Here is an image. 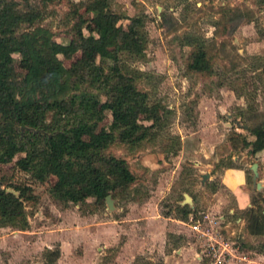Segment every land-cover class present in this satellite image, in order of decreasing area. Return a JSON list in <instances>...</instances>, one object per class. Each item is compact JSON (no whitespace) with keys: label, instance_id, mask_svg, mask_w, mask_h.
Returning a JSON list of instances; mask_svg holds the SVG:
<instances>
[{"label":"rangeland","instance_id":"rangeland-1","mask_svg":"<svg viewBox=\"0 0 264 264\" xmlns=\"http://www.w3.org/2000/svg\"><path fill=\"white\" fill-rule=\"evenodd\" d=\"M85 1L42 5L30 0L42 15L20 24V30L39 27L66 42L76 29L73 10ZM105 2L119 14L117 23L134 16L141 20L143 54L118 51L116 63L126 74L141 72L133 83L159 114L138 141L118 139L108 110L93 125L96 137L112 134L104 153L124 158L135 179L111 196L113 208L108 209L104 200L91 196L75 203L55 197L49 191L52 176L39 181L15 166L22 152L0 161V186L15 194L26 186L23 223L0 218V264H264V188L254 189V181L264 182V151L251 154L244 142L254 138L252 127L264 123V0ZM11 3L14 10L22 8L18 0ZM77 10L89 16L83 7ZM82 30L87 33L84 24ZM198 45L205 51L207 71L187 67ZM58 56L66 66L79 57L98 61L86 49ZM110 64V59L102 63L104 72ZM88 88L103 92L98 85ZM71 93L67 89L56 98ZM104 98L101 93L99 100ZM252 162L257 163L254 180ZM226 167L243 170L250 206L233 209V195L220 182ZM203 172L208 176L201 183ZM183 193L190 204L180 203ZM178 205L190 211L183 216ZM254 219L259 233H252Z\"/></svg>","mask_w":264,"mask_h":264},{"label":"trees","instance_id":"trees-1","mask_svg":"<svg viewBox=\"0 0 264 264\" xmlns=\"http://www.w3.org/2000/svg\"><path fill=\"white\" fill-rule=\"evenodd\" d=\"M11 1L0 0V161L22 152L14 160L15 166L39 181L52 176L49 191L64 201L75 203L91 196L102 202L107 194L114 197L132 184L135 175L124 158L104 153L113 136L110 132L94 136L93 125L108 110L113 118L110 128L117 129L118 139L138 141L159 118L156 107L146 103L145 92L133 83L137 71L131 69L132 73L126 74L116 63L118 51L131 56L143 54L140 18L130 17L122 25L117 23L119 14L108 8L105 0L78 2L73 10L77 16L74 34L61 42L39 27L20 30V24H31L42 15L40 7H33L30 0H18L22 8L14 10ZM37 1L44 5L53 0ZM78 6L89 16L77 12ZM81 49L93 52L98 61L79 57L66 66L58 56L69 58ZM107 59L112 64L109 72H104L102 63ZM207 62L204 49L198 45L187 67L207 71ZM81 81L86 84L81 86ZM93 85L103 92L86 89ZM67 89L72 91L68 97L56 98ZM35 91L42 96H31ZM101 93L103 101L99 100ZM47 112H51L50 120H46ZM140 116L150 123L141 124ZM250 133L254 138L244 142L254 154L264 148V123L252 127ZM0 180L2 183L3 178ZM24 188L14 194L0 186L1 219L17 218L23 223ZM178 208L183 216L190 211L185 205ZM261 218L264 220V214ZM253 221L252 233H259L256 219Z\"/></svg>","mask_w":264,"mask_h":264},{"label":"crops","instance_id":"crops-1","mask_svg":"<svg viewBox=\"0 0 264 264\" xmlns=\"http://www.w3.org/2000/svg\"><path fill=\"white\" fill-rule=\"evenodd\" d=\"M259 151H264V148L256 151L254 155H257ZM264 157H262L263 159ZM229 172L230 182H227L225 179L226 174ZM259 173V172H258ZM244 172L239 167H226L221 171L220 182L225 185V187L232 193L234 199V207L233 209H243L251 205L249 198V191L244 187ZM260 182L259 189L255 188V190H262L264 188V182L262 180Z\"/></svg>","mask_w":264,"mask_h":264},{"label":"water","instance_id":"water-1","mask_svg":"<svg viewBox=\"0 0 264 264\" xmlns=\"http://www.w3.org/2000/svg\"><path fill=\"white\" fill-rule=\"evenodd\" d=\"M23 128V127H22ZM256 166H257V163L256 162H252L249 166L251 172H252V180H254V178L257 176V169H256ZM208 176V173L207 172H203L200 174V182L202 183L203 179L205 177ZM254 186L256 188H259L260 187V182L259 181H254ZM6 190V189H5ZM8 191V190H7ZM12 192V191H11ZM14 193V192H13ZM15 194V193H14ZM104 201H105V204L107 206L108 209H112L113 208V204H112V201L113 199L111 198L110 194H107L105 195L104 197ZM180 203H187V204H190L191 203V198L190 196L187 194V193H183V198L181 200Z\"/></svg>","mask_w":264,"mask_h":264}]
</instances>
